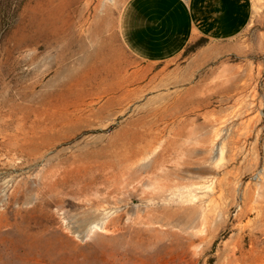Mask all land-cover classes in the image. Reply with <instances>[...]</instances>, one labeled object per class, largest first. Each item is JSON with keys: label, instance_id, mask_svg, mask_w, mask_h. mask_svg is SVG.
Segmentation results:
<instances>
[{"label": "rangeland", "instance_id": "1", "mask_svg": "<svg viewBox=\"0 0 264 264\" xmlns=\"http://www.w3.org/2000/svg\"><path fill=\"white\" fill-rule=\"evenodd\" d=\"M125 2L0 0V264H264L263 1L156 64ZM245 96L249 127L215 138Z\"/></svg>", "mask_w": 264, "mask_h": 264}, {"label": "crops", "instance_id": "2", "mask_svg": "<svg viewBox=\"0 0 264 264\" xmlns=\"http://www.w3.org/2000/svg\"><path fill=\"white\" fill-rule=\"evenodd\" d=\"M256 1L126 0L119 15V36L137 59L162 63L197 39L212 42L238 36L250 25Z\"/></svg>", "mask_w": 264, "mask_h": 264}, {"label": "bare ground", "instance_id": "3", "mask_svg": "<svg viewBox=\"0 0 264 264\" xmlns=\"http://www.w3.org/2000/svg\"><path fill=\"white\" fill-rule=\"evenodd\" d=\"M239 67V66H238ZM250 74V73H249ZM245 79V78H244ZM240 80V79H239ZM243 82V81H242ZM202 84V83H201ZM229 84V83H228ZM227 84V85H228ZM230 86H232L231 87V89H233V90H236V92L238 93V92H241V91H243L245 88H247L246 86H247V83H245V84H240V83H238V82H232L231 83V85ZM227 87V86H226ZM229 87V86H228ZM227 92V91H226ZM229 92V91H228ZM254 96V95H253ZM252 96V97H253ZM246 97H248V96H245V98L243 99L242 98V100L241 101H239V99H237L236 101V103L238 104V102H239V106H237L238 108L236 109V110H234V112H233V114H232V116H230V115H225V116H223L222 118L220 117V116H215L213 119H212V124L213 125H215V124H217L218 126H216V128H215V130H214V132L213 133H215V138H224V135L228 132V131H230L229 129H232L231 128V122L233 123V120H235V119H233L234 117H236V118H242V120H240V121H242L241 122V124H243L244 125V127H246L245 125V123L247 122V121H250L251 119H252V117H250V118H248L247 120H245L244 121V119H243V117H244V115L247 113V112H249L250 110H252L253 109V107H255V101H254V99L253 98H251V99H247ZM234 100V99H233ZM257 103V102H256ZM260 105V104H259ZM91 109V108H90ZM218 109V108H217ZM254 115V114H253ZM256 115V114H255ZM227 116V117H226ZM259 119V118H258ZM172 120V119H171ZM238 123V122H237ZM249 123V122H248ZM250 124V123H249ZM169 125V124H168ZM238 125V124H237ZM242 125V126H243ZM175 126V125H174ZM204 126V125H203ZM205 126H207V125H205ZM212 126V125H211ZM235 126V125H234ZM247 126H248V124H247ZM249 127V126H248ZM248 127H246V128H248ZM204 128V127H203ZM240 128V127H239ZM238 129V128H237ZM241 129V131H243V132H245V128H244V130H242V128H240ZM239 130V129H238ZM165 131V130H164ZM247 131H249L248 129L246 130V132ZM231 132H234V131H231ZM230 132V133H231ZM238 132V131H237ZM240 132V131H239ZM238 132V133H239ZM242 132V133H243ZM246 132H245V134H246ZM233 134V133H232ZM240 134V133H239ZM241 135V134H240ZM228 136V134H226V136H225V138ZM247 136V135H246ZM256 139V138H255ZM230 140V139H229ZM226 141H227V139H226ZM256 141V140H255ZM220 142H222V140L220 141ZM224 142H225V140H224ZM231 148L229 149L230 150V152H232V155H237L241 150H242V142H241V138L240 137H238V136H233V138H231ZM256 143V142H255ZM220 144H223V143H220ZM222 146V145H221ZM220 146V147H221ZM223 146H224V144H223ZM225 146H227V145H225ZM211 148V147H210ZM224 148V147H223ZM226 148V147H225ZM207 149V148H206ZM225 150V149H224ZM223 151V150H222ZM204 153V152H203ZM224 154V153H223ZM245 154V153H244ZM193 155V154H192ZM224 157V156H223ZM231 157H233V156H231ZM229 158V157H228ZM220 159V158H219ZM232 159V158H231ZM234 159V158H233ZM222 161V160H221ZM226 161V160H225ZM223 162V161H222ZM227 162V161H226ZM219 164V163H218ZM217 165V164H216ZM215 166V165H214ZM206 167V166H205ZM209 168V167H208ZM217 169V168H216ZM215 171V170H214ZM198 173V172H197ZM224 174H226V173H224ZM259 174H261V173H259ZM200 176V175H199ZM204 176V175H203ZM262 177V176H261ZM260 177V178H261ZM227 178V177H226ZM264 178V177H263ZM262 179V178H261ZM221 180V179H220ZM220 180H219V184H220ZM258 181V180H257ZM240 182V181H239ZM262 183V182H261ZM214 187V186H213ZM220 187H221V185H220ZM222 188V187H221ZM245 190V189H244ZM222 191H224L223 189H222ZM244 192V191H243ZM246 192V191H245ZM215 193V192H214ZM221 193V192H220ZM224 193V192H223ZM218 195H221V194H218ZM244 195H245V193H244ZM212 197V196H211ZM245 197V196H244ZM220 198V197H219ZM211 201V200H210ZM212 202H213V197H212ZM223 202V201H222ZM219 204V203H218ZM219 209H221V208H218V210ZM220 212V211H219ZM218 212V213H219ZM220 215V214H219ZM263 263V262H262ZM261 263V264H262Z\"/></svg>", "mask_w": 264, "mask_h": 264}, {"label": "trees", "instance_id": "4", "mask_svg": "<svg viewBox=\"0 0 264 264\" xmlns=\"http://www.w3.org/2000/svg\"><path fill=\"white\" fill-rule=\"evenodd\" d=\"M207 40V39H206Z\"/></svg>", "mask_w": 264, "mask_h": 264}]
</instances>
